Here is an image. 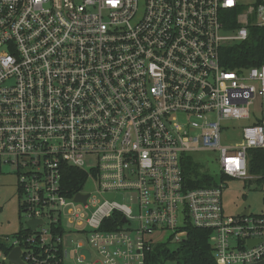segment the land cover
<instances>
[{
    "label": "built area",
    "instance_id": "obj_1",
    "mask_svg": "<svg viewBox=\"0 0 264 264\" xmlns=\"http://www.w3.org/2000/svg\"><path fill=\"white\" fill-rule=\"evenodd\" d=\"M253 26L264 0H0V174L15 175L25 218L0 242L24 264H146L191 226L216 264H264V215L224 214V186L189 190L182 167L217 153L222 178L247 179L264 149V64L220 66ZM239 121L240 144H224ZM63 165L91 191L66 195ZM113 213L121 224L101 230Z\"/></svg>",
    "mask_w": 264,
    "mask_h": 264
},
{
    "label": "trees",
    "instance_id": "obj_2",
    "mask_svg": "<svg viewBox=\"0 0 264 264\" xmlns=\"http://www.w3.org/2000/svg\"><path fill=\"white\" fill-rule=\"evenodd\" d=\"M237 11L227 13L229 18L226 24L228 31H236L239 25L236 22ZM248 38L234 45H226L220 49V66L228 71H243L259 67L264 64V26L248 28ZM248 172L250 176L264 178V149L252 150L248 154ZM185 170L183 183L187 189L215 186L213 178L201 175L197 164L193 160L182 161ZM62 190L68 196L83 190L84 173L76 168L62 166ZM121 224L120 218L113 213L103 221L101 230L116 229ZM186 239L181 242L175 251H169L166 244L159 243L153 247L146 257V264H216L211 246L209 233L191 226L185 228ZM28 233V230H25ZM21 230L14 236H18ZM0 249L7 255L10 247L0 242Z\"/></svg>",
    "mask_w": 264,
    "mask_h": 264
},
{
    "label": "rangeland",
    "instance_id": "obj_3",
    "mask_svg": "<svg viewBox=\"0 0 264 264\" xmlns=\"http://www.w3.org/2000/svg\"><path fill=\"white\" fill-rule=\"evenodd\" d=\"M247 6L252 0H239ZM234 130L223 134L224 144H240L242 127L248 126L247 121L230 122ZM191 159L199 169L201 175H209L215 184L224 186L222 192L223 212L227 215H264V178L249 175L247 179L222 178L218 166L217 153H193ZM189 156V157H190ZM17 179L10 171L0 174V241L9 243V240L25 226V218L19 211L18 193L16 191ZM91 191L90 184L83 188L84 193ZM118 201V199H117ZM75 208L83 209L80 206ZM87 213V212H83ZM169 233L166 234V237ZM181 236V235H179ZM169 251H175L178 244H166ZM171 264V263H166Z\"/></svg>",
    "mask_w": 264,
    "mask_h": 264
},
{
    "label": "water",
    "instance_id": "obj_4",
    "mask_svg": "<svg viewBox=\"0 0 264 264\" xmlns=\"http://www.w3.org/2000/svg\"><path fill=\"white\" fill-rule=\"evenodd\" d=\"M86 198L87 196H81L78 194L77 196H75L74 202L84 203ZM108 198H112V196H108ZM122 221L125 223L124 220ZM38 224L39 222H34V221L27 222L28 228L30 230H34ZM20 256H21V250L19 247L12 249L7 256L9 264H24Z\"/></svg>",
    "mask_w": 264,
    "mask_h": 264
}]
</instances>
